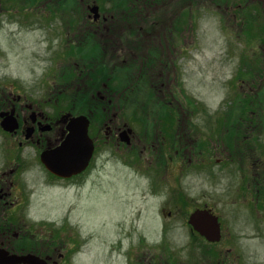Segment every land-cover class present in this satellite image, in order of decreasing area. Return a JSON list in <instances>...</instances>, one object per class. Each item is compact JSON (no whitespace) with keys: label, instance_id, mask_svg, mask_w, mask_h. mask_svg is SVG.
Listing matches in <instances>:
<instances>
[{"label":"flooded vegetation","instance_id":"1","mask_svg":"<svg viewBox=\"0 0 264 264\" xmlns=\"http://www.w3.org/2000/svg\"><path fill=\"white\" fill-rule=\"evenodd\" d=\"M15 1L6 0L7 3ZM77 2L76 6V0L19 1L23 10L36 13L33 8H40V13L47 14L43 20L60 23L55 32H48L45 47L55 63L64 64L61 67L67 73L63 76L69 74V80L74 84L78 79V87L70 95L65 108L50 109L43 104L49 103L38 99L39 93L32 94L9 81L0 85V251L7 255L30 257L31 262L27 264H108L104 254V237L108 233L101 228L97 231L93 228L105 224L106 220L113 221L110 215L89 214L92 210L87 213L88 208L96 205L91 202L88 205L89 198L84 196L82 200L77 199V217H68L69 211L66 212L67 217H58L62 192L73 190V197L77 198L90 185H95L99 177L106 184L111 182L108 178L112 175L98 169L97 161L102 160L101 167L114 161L133 166L135 177L147 179L146 192L143 193H149L147 196L153 200L157 198V193L153 195L154 190L162 194L161 188L171 180L180 182V171H176L174 176L172 171L167 170L170 162L183 160L185 164L190 163V157L195 154L200 156L202 168L215 161L218 154L219 145L214 144L215 141H205L207 138L200 137L199 131L196 134L194 128L188 127L186 115L176 118L171 109L172 102L169 100H176L178 95L172 86L165 89V83L174 81L177 84L180 76L175 63L169 58L170 45L174 47L175 43L173 34L178 31L177 23L168 27L135 23L138 19L134 14L140 13L142 17L150 10L153 4L149 0ZM153 2L156 7L172 12L188 7L186 0ZM191 2L197 6L200 1ZM183 4L185 6L181 7ZM23 14H27L25 19L34 17L26 11ZM4 17L0 14V22ZM181 28L179 50L182 51L187 29L185 26ZM52 34L53 45L50 43ZM56 34H60L58 40ZM163 37L165 43H161ZM143 67V72H147L142 75ZM150 70V78H147L145 74L149 75ZM153 77L156 80L153 87L163 99L162 105L157 106L155 111L147 106L149 101L140 99L141 96L149 97L146 84ZM159 80H162L161 84ZM46 96L49 98L50 95ZM54 100H57L56 97ZM161 109L168 111L167 118L162 115ZM151 113L159 121L151 124V130L145 124L140 134V115ZM80 116L87 120V136L93 145L88 165L82 172L70 176L55 174L47 168L43 158L52 165L61 160L55 151L71 131L74 132V120ZM166 123L169 125L167 131L164 129ZM169 129L172 130L171 138H168ZM187 129H190L189 133ZM186 156H190L189 159ZM245 162L247 203L250 205L251 199L255 198V207L260 203L264 208V170L257 176L256 173L251 175L246 159ZM208 171L211 177L212 169ZM180 186H169V192L184 195L185 190H180ZM111 188V185L106 188L98 186V194L107 195V190ZM172 198L168 201L157 199L161 214L165 208L170 209L161 215L160 229L154 237L139 231V237L133 243L123 246L119 236L117 253L123 258V264H263L256 251L250 249V242L263 239L262 234L251 235V238L245 234L235 237L224 233L222 224L225 221L220 216V237L217 241H208L195 232L188 225L189 214L185 217L184 232L179 237L175 233L171 236L168 220L182 223L181 216H185L189 203H193L186 198L184 203L175 204ZM195 204L196 209L212 210L206 200L197 199ZM143 205L150 206L147 201ZM184 205L186 212L182 210L178 215L177 211ZM112 225L119 226L116 223ZM95 232L103 239L102 250L94 244ZM115 232L118 236L119 229ZM241 236L246 237V244L237 239ZM235 242L241 249H237Z\"/></svg>","mask_w":264,"mask_h":264},{"label":"rangeland","instance_id":"2","mask_svg":"<svg viewBox=\"0 0 264 264\" xmlns=\"http://www.w3.org/2000/svg\"><path fill=\"white\" fill-rule=\"evenodd\" d=\"M19 1L0 2L1 17L5 16L0 22V85L3 86L9 81L27 92L39 93L38 99H41L42 103V100H45L50 104L43 103L45 106L62 110L68 104L74 89L78 87V79L74 84L69 80V74L63 76V73H67L62 70L61 66L64 64L55 63L45 47L48 32H55L60 23L43 20L47 14L40 13V8L37 10L33 8L36 13L23 10ZM149 1L153 4L150 5V10L142 17L140 13L134 14L138 19H135V23L151 27H168L175 22L178 25L177 33L173 34L175 43L174 47L170 45L169 58L175 63L180 76L176 81L177 84L174 81L165 83V89L168 86L171 89L172 86L178 95L176 100L175 98L169 100L172 102L171 109L176 113V118L186 115L188 127L194 128L195 133L199 131L200 137L207 138L204 139L205 141H215L214 144L219 145L218 154L215 157L217 160L202 168H200L201 158L195 154L191 157L186 156L187 159L190 157V163L185 164L183 160L178 163L170 162L167 170L172 171L174 176L176 171H180L178 178L180 182L174 183L171 180L161 188L162 194L154 190L153 195L156 193L161 195L153 200L147 196L149 193H143L146 192L147 179L135 177L133 166H128V163L122 161L103 164L102 167L99 166L102 160L97 161L98 169L108 171L112 175L108 178L110 183L106 184L99 177L95 185H90L77 198L73 197L75 193L73 190L62 192L59 198V218L67 217V211H69L68 217H77L79 213L76 206L79 203L76 202L77 199L82 200L84 196L89 198L88 205L91 203L96 205L88 208L87 213L92 210L89 214L112 215L113 221L105 222L110 227L104 241V254L107 256L108 264H123V258L117 253L119 236L122 238L119 241L126 246L139 237V231L151 237L156 235L158 228L160 229L161 215L170 209L165 208L161 214L157 199L168 201L174 195L175 198L171 201L175 204L184 203L186 198L191 199L193 203H189L190 208L187 212L185 205L177 211L178 215L182 210L186 212L185 216H181L182 223L175 224L168 220L171 236L175 233L179 237L184 232L182 229L185 225V217L188 211L192 210L191 208L196 207L197 199H200L210 203L211 206L208 207L226 222L222 224L224 233H230L235 237L245 234L246 237L249 235L251 238L253 237L251 235L262 234L264 238V208L259 203L257 205L260 206L255 207V198L251 199L250 205L247 203L242 185L243 179L247 178L244 156L249 159L252 173H256L260 166L264 169V0H250L249 4L247 0H199L197 6L195 2H191L192 0H186L187 10L181 9L177 12L161 6L156 7L153 0ZM77 4L76 0V6ZM184 6L185 4L181 7ZM24 11L34 14V17L25 19L28 17L27 14H23ZM184 20L193 28L187 31L186 43L183 46L185 48L181 51L179 50L182 41L180 35L183 31L181 23L183 24ZM59 35H55L57 40ZM53 37L52 34L51 45H53ZM170 42L172 43L173 40ZM161 43H165L164 37ZM151 65L153 66V63ZM138 66L141 68L140 65ZM144 68L141 71L142 75L147 72L146 70L143 72ZM150 73L151 70L149 75L146 73L145 76L150 78ZM148 81L146 89L149 97L140 98L143 102L149 101L147 106L153 107L155 111L157 106L162 105L163 99L153 87L155 77ZM159 82L161 84L162 80ZM258 93L261 95L256 98ZM46 95H50L49 98ZM55 97L57 100H54ZM243 97H248L255 109L245 123L244 117L241 116L242 110L238 109ZM33 99L36 100L34 97ZM231 101L234 105L229 107ZM232 107L234 109L230 117L228 111L232 110ZM161 113L165 118L168 117L166 109H161ZM210 113H214L215 117ZM143 120H146L145 123ZM156 121L159 119L153 113L141 114L140 128L138 127L140 134L146 125L151 130V124ZM168 126L167 124V127H164L166 131ZM187 132L189 133L190 129H187ZM171 134L172 130L169 129L168 138H171ZM223 156L233 161L225 169L221 160L224 159ZM209 168L213 172L211 177ZM142 169L146 170V168ZM110 185L112 188L107 190V195L98 194V186L106 188ZM177 185H181L180 190L181 188L185 190L184 195L169 192L171 190L169 186ZM114 201L117 204H114ZM144 201L150 206L143 205ZM114 223L119 226L115 227L112 225ZM99 225L94 226L93 229L96 230ZM116 229H119L118 236ZM95 235L97 236L96 232ZM245 238L241 236L237 239L243 243V240L246 241ZM96 240L100 242H96L95 246L103 242L99 236ZM235 244L238 246L237 242ZM237 249L241 248L238 246ZM250 249L256 251L264 262V239L253 240ZM108 256L112 257L108 258Z\"/></svg>","mask_w":264,"mask_h":264},{"label":"water","instance_id":"3","mask_svg":"<svg viewBox=\"0 0 264 264\" xmlns=\"http://www.w3.org/2000/svg\"><path fill=\"white\" fill-rule=\"evenodd\" d=\"M83 119L79 117L74 120L76 123L74 132L71 131V134L66 137L62 145L55 151L61 160L53 166L48 164V168L55 174L69 176L85 168L87 160L91 155L92 146L86 134V124L81 123ZM66 172L67 174H65ZM190 224L200 233L210 237H214L219 232L215 217L208 212H195L191 216ZM26 259L0 254V264H18L24 262L22 260Z\"/></svg>","mask_w":264,"mask_h":264}]
</instances>
